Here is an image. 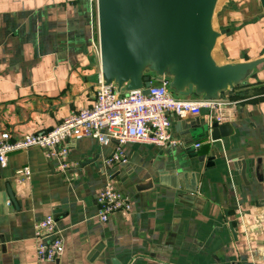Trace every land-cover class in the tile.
<instances>
[{
	"label": "crops",
	"instance_id": "obj_1",
	"mask_svg": "<svg viewBox=\"0 0 264 264\" xmlns=\"http://www.w3.org/2000/svg\"><path fill=\"white\" fill-rule=\"evenodd\" d=\"M212 24L226 29L212 50L217 64L258 61L225 91L230 133L211 140L190 128L210 120L203 108L171 116L176 145L125 142V164L103 162L114 139L71 140L63 171L38 147L9 152L0 166V264H39L34 225L48 214L64 250L44 264H264L261 0H217ZM100 73L95 3L0 0V133L17 140L49 131L92 106ZM243 159L251 168L246 181ZM24 166L32 173L20 182L16 170ZM109 180L132 209L101 222L96 195Z\"/></svg>",
	"mask_w": 264,
	"mask_h": 264
},
{
	"label": "water",
	"instance_id": "obj_2",
	"mask_svg": "<svg viewBox=\"0 0 264 264\" xmlns=\"http://www.w3.org/2000/svg\"><path fill=\"white\" fill-rule=\"evenodd\" d=\"M216 3L96 0L103 84H115L125 92L148 87L151 77L166 78L176 98L196 93L203 94V99L224 100L226 89L247 77L258 61L216 63L212 50L217 38L226 32L213 27ZM261 5L264 8V0ZM190 128L205 136L208 132L211 140L230 133L229 123L214 120L190 123ZM241 164V176L246 181L251 168L245 159ZM10 200L15 204L13 197Z\"/></svg>",
	"mask_w": 264,
	"mask_h": 264
},
{
	"label": "built area",
	"instance_id": "obj_3",
	"mask_svg": "<svg viewBox=\"0 0 264 264\" xmlns=\"http://www.w3.org/2000/svg\"><path fill=\"white\" fill-rule=\"evenodd\" d=\"M74 2L77 0H66ZM96 4V0H87ZM264 95V88L262 90ZM228 103L225 100L176 98L169 90L166 78H150L146 88L122 92L115 84H103L99 77L92 106L71 113L49 131L27 134L10 140L6 131L0 133V166H5L9 152L31 146L42 149L53 160L59 171L68 167L71 140L85 137L105 143L117 141L114 151L103 159L107 166L125 164L128 159L123 148L125 142L149 143L156 146L176 145L178 140L170 134L171 116L183 117L209 111L210 120L226 123ZM233 106V105H232ZM200 143H195L198 148ZM31 169L24 166L16 170L18 181L30 179ZM97 216L107 222L118 211H130L132 201L112 181H107L96 195ZM37 241L36 256L39 264L55 261L64 250V240L56 226V218L46 215L34 225Z\"/></svg>",
	"mask_w": 264,
	"mask_h": 264
}]
</instances>
